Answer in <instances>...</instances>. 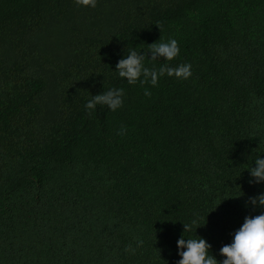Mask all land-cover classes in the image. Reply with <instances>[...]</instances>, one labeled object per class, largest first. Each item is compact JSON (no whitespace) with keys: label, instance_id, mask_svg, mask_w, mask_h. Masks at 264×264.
Segmentation results:
<instances>
[{"label":"trees","instance_id":"16d2710c","mask_svg":"<svg viewBox=\"0 0 264 264\" xmlns=\"http://www.w3.org/2000/svg\"><path fill=\"white\" fill-rule=\"evenodd\" d=\"M161 38L174 61L150 59ZM129 50L192 76L130 85L116 68ZM112 89L123 106L89 114ZM257 158L264 0H0V264H178L193 220L184 238L222 262L264 214Z\"/></svg>","mask_w":264,"mask_h":264},{"label":"clouds","instance_id":"9594fccd","mask_svg":"<svg viewBox=\"0 0 264 264\" xmlns=\"http://www.w3.org/2000/svg\"><path fill=\"white\" fill-rule=\"evenodd\" d=\"M74 2L85 8L91 7L94 9L97 6V0H74ZM157 27L161 30L160 25H157ZM149 51L152 61L163 58L171 62L179 56L180 47L175 39L163 42L161 38L159 42L149 45ZM144 60V55L135 50H129L126 57L116 65L119 77L126 79L130 85H136L139 82L142 85L150 83L155 87L158 85L160 77L165 75L175 77L178 80H188L192 76L191 64L172 67L166 63L161 65L159 69H149L145 67ZM144 94L148 97L151 96V92L147 88ZM123 96V89H112L103 94L92 96L85 107L89 110V114L95 111L97 105H106L111 111L115 112L123 106ZM126 133V127H122L118 134L123 136ZM249 172L255 183L264 182V158H257L255 166ZM250 183H253V181H250ZM250 203L253 206L264 208V195L250 198ZM196 223V220H193L191 224L183 223L184 234L190 232ZM184 234L177 242L180 249L179 256L181 257L178 264H264V214L245 218L243 225L235 232L233 242L230 245H224L220 249V255L225 257L222 262L210 255L211 245L204 238L185 239ZM142 243V241H139L138 245H142ZM125 251L134 254L135 249L129 245Z\"/></svg>","mask_w":264,"mask_h":264}]
</instances>
